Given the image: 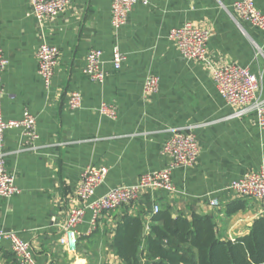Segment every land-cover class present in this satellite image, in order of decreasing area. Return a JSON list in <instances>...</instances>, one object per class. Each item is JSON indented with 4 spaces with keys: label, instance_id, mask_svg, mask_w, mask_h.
<instances>
[{
    "label": "crops",
    "instance_id": "crops-1",
    "mask_svg": "<svg viewBox=\"0 0 264 264\" xmlns=\"http://www.w3.org/2000/svg\"><path fill=\"white\" fill-rule=\"evenodd\" d=\"M141 1L126 25L114 32L110 0H74L55 22L42 24L32 16L29 0H0L1 47L7 60L3 114L18 119L29 111L39 135L33 146L20 144L16 131L4 136L7 167L20 193L9 200L0 196V229L16 231L30 245L36 264H123L113 250L117 225L140 209L152 212L154 204L173 217L209 216L221 239L230 241L246 236L254 221L264 217L258 202L227 189L231 181L264 166V130L257 128L254 114L231 118L233 109L218 94L208 66L183 59L167 39L169 30L185 22L208 30V61L214 66L234 62L262 75L264 97V31L236 24L224 11L223 6L238 0ZM251 1L264 14V0ZM42 39L59 50L48 91L37 74ZM115 44L126 55L119 71L109 65ZM254 45L262 55L255 57ZM93 48L103 52L102 85L81 72ZM149 74L158 77L159 90L144 98L142 85ZM71 92L81 96L79 110L67 106ZM102 101L114 105L115 119L99 115ZM187 126H192L199 154L191 168L172 170L174 193H144L136 209L105 214L91 236L86 235V213L75 228L74 249L59 244L86 166L108 169L95 197L134 184L140 175L169 164L162 146L173 128ZM213 198L218 208L209 206ZM149 225L146 218L145 230ZM0 264H17L8 242L0 244Z\"/></svg>",
    "mask_w": 264,
    "mask_h": 264
},
{
    "label": "built area",
    "instance_id": "built-area-1",
    "mask_svg": "<svg viewBox=\"0 0 264 264\" xmlns=\"http://www.w3.org/2000/svg\"><path fill=\"white\" fill-rule=\"evenodd\" d=\"M31 14L37 24L55 22L57 17L65 12L74 0H29ZM139 0H110V24L114 32H118L127 23L128 15ZM142 5L147 1L142 0ZM223 9L230 18L238 24L246 22L260 31H264V14L258 11L251 0H238L229 8ZM209 31L185 22L180 27L169 30L167 39L172 42L180 54L187 61H196L208 66L211 78L218 94L229 105L233 112L231 118H240L254 114L259 130H264V97L262 96V75H255L248 68L241 67L234 62L221 66H214L208 61L207 42ZM255 57L262 55L256 46ZM59 50L42 39L36 51L37 74L43 88L48 91L51 85L54 69L58 64ZM126 61V55L119 45L112 46L109 65L113 71H119ZM7 66V60L1 47L0 30V196L11 199L20 193L15 182V174L7 167V152L4 136L8 131H16L20 144L33 146L38 141L36 117L29 111H23L18 119H5L2 110L4 86L2 76ZM82 74L92 83L102 85L106 77L103 52L90 49L85 56ZM158 77L149 74L142 85L144 98L155 95L159 90ZM67 106L75 111L81 108V96L78 92L68 95ZM100 116L113 120L116 117L112 103L101 102L98 107ZM162 155L169 159V164L162 169L140 175L134 184L119 186L107 190L103 195L95 197L96 190L104 184L108 169L105 166H86L80 173L74 193V206L67 213L61 227L59 244L67 249H74L75 228L82 223L86 213L90 214L87 236H91L98 228L100 219L116 209L128 207L136 209L139 199L144 193L163 191L169 194L175 192L172 181L173 169L191 168L199 154L195 134L192 126L173 128L171 137L162 146ZM227 189L242 199L258 202L264 212V166L257 171L246 172L240 178L231 181ZM209 206L219 207L215 198L209 200ZM159 211L158 205L152 206V214ZM8 242L17 264H36L30 252V245L25 242L16 231L0 229V244Z\"/></svg>",
    "mask_w": 264,
    "mask_h": 264
},
{
    "label": "trees",
    "instance_id": "trees-1",
    "mask_svg": "<svg viewBox=\"0 0 264 264\" xmlns=\"http://www.w3.org/2000/svg\"><path fill=\"white\" fill-rule=\"evenodd\" d=\"M140 211L125 215L114 232L113 250L123 264H264V217L230 241L221 239L209 216L187 220L167 210Z\"/></svg>",
    "mask_w": 264,
    "mask_h": 264
}]
</instances>
